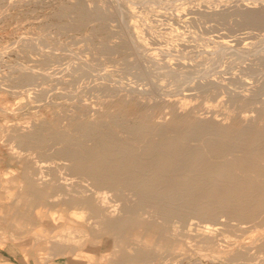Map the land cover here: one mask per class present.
Listing matches in <instances>:
<instances>
[{
	"label": "rangeland",
	"instance_id": "obj_1",
	"mask_svg": "<svg viewBox=\"0 0 264 264\" xmlns=\"http://www.w3.org/2000/svg\"><path fill=\"white\" fill-rule=\"evenodd\" d=\"M236 1L0 0V245H20L38 264H264V137L259 151L245 145L230 156L246 160L235 169L237 178L261 183L262 189L235 194L228 202L219 194L215 200L221 204L206 210L218 219L210 243L162 224L149 206L135 209L134 187L144 193L162 185L149 166L140 168L137 180L122 170L109 173L106 194L98 195L89 191L92 178L76 173L64 153L57 152H84L99 141L95 135L83 138L76 121L97 125L121 143L134 142V163H152L159 153L150 146L158 150L179 136L175 131L199 118L230 131L253 119L249 131L264 133V63H250L257 71L242 88L248 97L255 92L248 105L230 101L221 87L185 93L186 85L176 86L215 71L227 77L235 61L264 51V27L244 26L234 13ZM240 1L249 7L255 0ZM134 45L141 50H131ZM214 53L224 58L210 64ZM205 65L209 70L201 76ZM146 73L151 75L140 81ZM170 76L179 80L169 81ZM134 83L140 89L154 84L169 93L142 95L131 91ZM55 130L57 136L76 131L83 148L52 141ZM36 134L42 144L33 139ZM141 142H148L143 143L147 148ZM173 149L160 154L167 157ZM186 164L180 170L190 174ZM49 168L58 170L48 172L42 183L38 172ZM202 169L192 171L196 175ZM139 179L147 181L137 186ZM200 180L211 185L205 174ZM190 197L212 200V194L194 191L174 204ZM123 207L138 215H124ZM239 213L247 218L238 220Z\"/></svg>",
	"mask_w": 264,
	"mask_h": 264
},
{
	"label": "bare ground",
	"instance_id": "obj_2",
	"mask_svg": "<svg viewBox=\"0 0 264 264\" xmlns=\"http://www.w3.org/2000/svg\"><path fill=\"white\" fill-rule=\"evenodd\" d=\"M257 1L258 0L252 1V5L246 7L242 4L240 0H237L235 2V6L233 7H236L234 13L242 19L241 23H243V25L246 24L261 29L264 27V3L259 4L262 1H258V2ZM227 7L229 6L227 5ZM220 14L221 13H218L217 15ZM243 25L242 27L245 26ZM257 30L258 29H256V31ZM248 37L250 38V36ZM240 49L245 51L246 48L245 49L240 48ZM131 50L137 52L138 50H141V47L134 45L131 48ZM223 55L224 54L216 55L214 53L212 54V58H210L211 60L208 59L207 60L208 62H210V64L216 59H220L221 61V58H224L222 57ZM145 59L146 58L144 57L143 60ZM247 60L249 63L247 62ZM252 62L254 63L260 62L259 63L260 65L261 63H264V51L258 53L254 57L244 59L241 62H239V60L235 61L233 64H231L232 65L231 72L226 73L227 77L221 78L217 74L218 72L215 71L210 76H207L202 80L188 84L186 79V82L184 80L182 84L176 86L178 88H183L186 85L185 87L186 90L185 89L183 90L184 92L185 91L190 92L195 89H198L200 91H206L208 88L213 89L216 87L217 88L221 87L224 88V90L228 94V98L230 101H235L236 99H238L239 102H244L245 100V102L248 105L251 103L252 100H254L253 97H255V92L252 91L250 93L251 96L248 97L243 95V91L245 89L242 90V88L245 86L244 83L245 79L246 78L252 79L253 72L257 71V70L253 71V69L250 67V63ZM205 67L206 65L204 66V68ZM208 70H209V66H207L202 71L198 72V74L199 75L201 74L202 76V73L207 72ZM149 75L151 74L146 73L143 74V76H139L140 79L139 78L137 79L141 81V79L144 80ZM168 79L169 81L179 80L177 76L176 77L170 76ZM234 84L236 86L237 91L234 88L233 89L230 88L231 86H234ZM238 84L241 87H238L237 86ZM134 85H136L137 87L136 88L130 87L131 91L135 93L137 92L142 95L149 94V96L158 95V97H160V96H166L169 93V91L168 93H165L164 89L158 88L154 86V84H146L145 88L142 86L143 88L141 89L138 87L139 84L134 83ZM259 86H262V84ZM185 93H180L179 95H185ZM149 96L147 97L148 99H150ZM241 97H243L244 99L239 100ZM246 122H249V124L253 125L254 120L248 119V121L246 120ZM249 124L243 126L241 129H238L236 131H230L229 128L216 123L212 119L199 118L198 120L195 121V123L188 125L184 130L179 132L175 131L179 133V136L172 138L171 141L165 142L163 145L158 147V150L155 146H150V150L153 153H157V152L159 153L157 159L154 160L152 163H134L136 160V155L134 153L138 149V145H134V142L122 141L121 143L118 137L111 134L109 131H105L103 129L97 128V125H95V123H94L95 126L93 125L85 126L84 122L76 121L77 129L79 130L80 133H82L83 138L85 137L87 138L90 135H95L97 136V139L99 141L95 143L94 146L88 147V149H86L84 152H78L79 150L76 151L75 149L74 150L70 149V151H66L60 148L57 150V152L60 151L61 153H64L66 161L73 164L76 173L79 174L81 173L83 176L87 175L92 178L94 189L89 191L98 195H100V193L106 194L105 192L107 188H105L104 186V181L105 179L108 180L110 178L107 177L109 173L112 172V174H114L117 171L122 170V173L126 172V176L127 175L131 176L130 179L137 180V173L140 172V168L142 166H149L150 174L153 173L152 177L153 178L158 177V180L162 182V185L156 186V188L154 189L152 188L147 189L146 191H144V193L138 187H134L133 188L135 192L134 194L137 197V204L135 206V209L141 210L144 207L149 206L150 209L153 210L152 214L157 218H159L162 224L164 225L170 224L171 226L176 227L178 232L188 239L189 238L195 239L194 237H197L199 243L200 242L210 243L212 242V239L215 237V235L213 234L214 233L213 226L215 225V223H217L218 219L216 218L215 215H207L206 210H210L214 202L220 203L217 200H215L216 198H218L219 194H221L222 197L224 196L223 199H225L228 202L232 199V197L235 196V194L243 195L249 190H253L255 192L262 189V187L260 186L261 183L260 185L256 184L257 182L251 183L248 181L249 179L244 177L239 179L237 178L236 173L234 174L235 169H238L239 166L243 165V163L246 162V160L244 159L245 157L244 158L230 157L233 156L235 152H238L239 148L245 145H250L255 152L259 151L258 145L263 141L264 133L249 131V128H252L251 125L249 126ZM51 132H52L51 133L52 141L61 144H64L65 142H70L72 145L79 146L78 149L83 148V139L80 138V136L78 135V133H76V131L73 130L68 131L66 133H63L62 136H57L58 132H60L59 130H55ZM127 133H130V131H128ZM35 138H37V142L39 144L40 143L42 144L44 142V139L41 135L36 134L33 137V139ZM47 139L48 138H46V140ZM98 143H100V145H98ZM141 143L142 144L145 143L148 146V142H141ZM146 145H144L143 148H147ZM166 148H174L172 151H168L167 154L168 159L166 155L160 154L164 152ZM248 155L249 154L246 153L247 160L251 158V156L247 157ZM42 162L47 163L45 160ZM70 163H66V168L70 166ZM186 163H189L190 165L189 166V170H191L190 174L180 170V168L181 169L187 168L188 165ZM201 167H203L204 169L200 170L195 175L192 169L196 170ZM57 170H58L57 168L40 170V172L38 173L41 177V182L44 183V180L47 177L48 172L50 171L56 172ZM204 174L206 175L207 179L209 180V183L211 184L209 187H206L200 180V177H202ZM139 180L140 181L136 183L137 186H141L142 183L147 181L146 179H142V180L139 179ZM44 185L48 186V184H44ZM68 185L69 184L63 186L65 188V187H69ZM48 187L51 188L52 185ZM194 191H200L202 193L212 194V198H211L212 200L196 202V199L198 198L196 196V199L193 198V200H191L192 199L191 197L189 199H186L184 204L183 201L180 204L177 205L174 204V202H176L180 197L190 195ZM37 192L38 190L36 189L32 190L33 194ZM102 209L105 210V205L102 206ZM121 211L123 212L124 215H127V213H131L134 215L137 214L133 211L128 212V210L125 209L124 207L121 208ZM236 218L238 220L243 221V219L247 218V215L243 213H239L236 215Z\"/></svg>",
	"mask_w": 264,
	"mask_h": 264
},
{
	"label": "crops",
	"instance_id": "obj_3",
	"mask_svg": "<svg viewBox=\"0 0 264 264\" xmlns=\"http://www.w3.org/2000/svg\"><path fill=\"white\" fill-rule=\"evenodd\" d=\"M0 264H38L20 245L4 243L0 245ZM42 264V263H41Z\"/></svg>",
	"mask_w": 264,
	"mask_h": 264
}]
</instances>
